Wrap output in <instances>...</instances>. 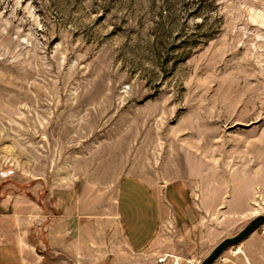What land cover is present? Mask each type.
I'll return each instance as SVG.
<instances>
[{"label": "rangeland", "instance_id": "374dc122", "mask_svg": "<svg viewBox=\"0 0 264 264\" xmlns=\"http://www.w3.org/2000/svg\"><path fill=\"white\" fill-rule=\"evenodd\" d=\"M125 175L186 213L179 264L264 213V0H0V229L71 264L58 216Z\"/></svg>", "mask_w": 264, "mask_h": 264}, {"label": "crops", "instance_id": "0c3cea01", "mask_svg": "<svg viewBox=\"0 0 264 264\" xmlns=\"http://www.w3.org/2000/svg\"><path fill=\"white\" fill-rule=\"evenodd\" d=\"M97 203L84 200L77 208L66 207L58 216V241L64 252L74 253L71 264H107L109 259L110 264H144L145 255L151 257L147 264H166L159 261L161 257H171L179 264L183 244L176 241L164 249L159 239L165 220L170 219L176 228L178 218L186 213L173 209L166 218L160 196L146 181L125 175L118 182L113 208ZM185 225L188 229L189 225ZM8 234L0 229V264H27L21 245ZM200 234L201 244L207 246V235ZM187 238L190 237L183 236L182 242ZM234 246L231 256L223 253L214 263L264 264V233L252 232ZM156 254L157 260L153 258Z\"/></svg>", "mask_w": 264, "mask_h": 264}, {"label": "water", "instance_id": "95a60500", "mask_svg": "<svg viewBox=\"0 0 264 264\" xmlns=\"http://www.w3.org/2000/svg\"><path fill=\"white\" fill-rule=\"evenodd\" d=\"M264 224V213L259 214L246 224V226L233 236L222 239L211 252L199 264H213L224 252V250L234 244L241 242L249 234Z\"/></svg>", "mask_w": 264, "mask_h": 264}, {"label": "built area", "instance_id": "2783aa9c", "mask_svg": "<svg viewBox=\"0 0 264 264\" xmlns=\"http://www.w3.org/2000/svg\"><path fill=\"white\" fill-rule=\"evenodd\" d=\"M261 227H262V230H263V232H264V224L261 225ZM159 261H160V262H165V261H166V257H161V258H159ZM174 264H178V262L175 260V261H174Z\"/></svg>", "mask_w": 264, "mask_h": 264}]
</instances>
